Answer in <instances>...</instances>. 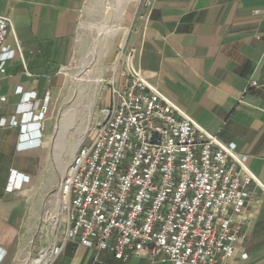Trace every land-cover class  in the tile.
Here are the masks:
<instances>
[{
  "label": "crops",
  "instance_id": "0c3cea01",
  "mask_svg": "<svg viewBox=\"0 0 264 264\" xmlns=\"http://www.w3.org/2000/svg\"><path fill=\"white\" fill-rule=\"evenodd\" d=\"M86 1L0 0V14L10 16L14 24L6 43L17 50L0 70V92L5 96L1 117L10 120L15 115L21 101L18 88L38 93L36 112L49 94L46 120L54 116L68 83ZM147 2L125 48L121 44L117 53L108 55L104 75L109 82L115 78L118 86L128 82L131 72L126 77L121 73L128 70L132 56L134 70L223 143L235 144L258 181L248 185L244 212L237 216L244 222L238 250L248 257L238 254L233 264H264V0ZM253 81L257 85L252 86ZM48 130L45 124L41 145L23 149L18 127L0 129V264H26L39 247L41 213L28 204L42 196L26 193L31 179L47 166L48 156L58 152ZM12 170L20 173L18 182L28 179L14 191ZM55 264L173 263L137 254L123 261L109 251L69 243Z\"/></svg>",
  "mask_w": 264,
  "mask_h": 264
},
{
  "label": "built area",
  "instance_id": "2783aa9c",
  "mask_svg": "<svg viewBox=\"0 0 264 264\" xmlns=\"http://www.w3.org/2000/svg\"><path fill=\"white\" fill-rule=\"evenodd\" d=\"M13 27L12 18L0 14V70L17 53L6 43ZM129 72L128 82H109L110 103L72 156L59 185L64 229L39 257L46 251L47 264H55L74 243L123 261L132 254L173 264L247 258L238 250L244 222L237 216L256 175L235 144L223 143L140 72L128 67L122 77ZM16 93L21 94L16 113L10 120L0 116V129L18 127L23 149L39 146L50 95L36 112V91ZM4 100L0 92V106ZM19 180L12 170L11 191L28 179Z\"/></svg>",
  "mask_w": 264,
  "mask_h": 264
},
{
  "label": "rangeland",
  "instance_id": "374dc122",
  "mask_svg": "<svg viewBox=\"0 0 264 264\" xmlns=\"http://www.w3.org/2000/svg\"><path fill=\"white\" fill-rule=\"evenodd\" d=\"M145 2L87 0L80 12L75 52L67 69L68 83L58 100L54 116L45 122L53 136L52 145L58 148V152L48 156L47 166L41 169L36 179H31L30 187L26 186L29 191L26 194L42 196L41 201L28 206L41 213L43 227L38 235L39 247L27 264H33L41 250L49 249L62 235L60 182L72 159V150L76 152L88 140L90 127L101 119V111L109 103L110 83L104 75L108 55L112 51L117 53L119 46L124 45Z\"/></svg>",
  "mask_w": 264,
  "mask_h": 264
},
{
  "label": "bare ground",
  "instance_id": "6f19581e",
  "mask_svg": "<svg viewBox=\"0 0 264 264\" xmlns=\"http://www.w3.org/2000/svg\"><path fill=\"white\" fill-rule=\"evenodd\" d=\"M128 31L129 29L126 31V33H128ZM46 254H47L46 251H43L41 257L35 260V264H47V262L45 261Z\"/></svg>",
  "mask_w": 264,
  "mask_h": 264
},
{
  "label": "water",
  "instance_id": "95a60500",
  "mask_svg": "<svg viewBox=\"0 0 264 264\" xmlns=\"http://www.w3.org/2000/svg\"><path fill=\"white\" fill-rule=\"evenodd\" d=\"M129 67L134 72L133 66H132V56L129 57Z\"/></svg>",
  "mask_w": 264,
  "mask_h": 264
}]
</instances>
